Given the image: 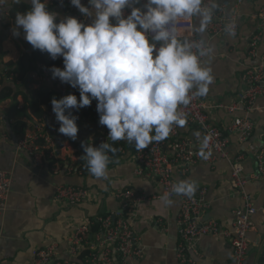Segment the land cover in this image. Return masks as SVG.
<instances>
[{
    "label": "crops",
    "instance_id": "1",
    "mask_svg": "<svg viewBox=\"0 0 264 264\" xmlns=\"http://www.w3.org/2000/svg\"><path fill=\"white\" fill-rule=\"evenodd\" d=\"M228 1L232 3L234 0ZM259 6H264V0H246L239 7L236 16L239 34L236 37L210 38L208 44L214 46V52L210 58L202 60L205 67L212 69L213 82L207 95L201 97L209 107L210 121L224 128L230 123L231 117L223 108L213 105L232 101L236 90L242 87L240 75L244 67L254 63L247 58L246 51L248 37L256 24L252 14ZM30 8V0H22L20 4L8 0V5L0 12V71L17 66L23 61L25 52L31 53L32 46L24 39L23 30L20 29L19 36L12 33L16 13L26 12ZM47 8L50 12L57 13V23L64 17L71 16L69 8L65 5L47 4ZM13 9L16 10L15 13H12ZM226 17H231L230 7L226 11ZM194 19L197 23L196 18ZM83 22L91 23L92 18L84 17ZM259 53L264 55V33ZM11 85L21 93L16 95L15 100L7 98L0 101V168L8 171L12 177L11 190L5 201L4 212L0 215V264L29 263L35 249L51 239L60 241L59 256H64L67 237L76 224L84 218L91 219L97 214L114 211L119 207L118 201L112 195L115 187L139 188L146 194L158 191L153 179L133 174L134 163L130 156H121L110 162L107 179H96L90 173L83 176L75 169L67 172L65 167L79 157V151L75 152L74 144L85 142L106 130L105 126L99 124V120L87 117L84 118L83 125L78 127L75 141L62 134L59 136V159L46 160L40 166H34L31 158L17 148V140L24 128L13 127V123L8 120V110L14 102L18 112L31 115L36 107L45 110L46 104L34 101L32 97L25 98L23 95L31 90L23 83ZM53 97H56V91L51 88L48 93L49 101ZM256 103L259 107L264 106L263 99ZM248 115L254 121L251 137L240 142L236 135L229 134L228 144L232 157L242 155L244 175H250L254 171V156L264 145V110L250 112ZM51 117L55 118V114ZM182 132L185 136L193 138L192 129L185 128ZM174 176L177 181L181 179L176 173ZM183 180L194 182L196 190L201 187L207 189L205 198L209 207L205 218L215 219L222 228H230L234 218L233 210L241 206L242 197L231 188L228 163L219 160L214 167L203 163L196 164ZM59 183L89 187L94 198L78 206L61 205L55 200V187ZM245 189L257 209L253 216L254 228L247 234L249 247L245 264H258L259 252H264V180H251ZM178 210L177 198L173 199L171 206H164L159 201L143 200L137 207L134 226L144 252L135 264H181L175 255L179 242L176 227ZM197 246L201 257L187 264L231 263V247L226 238L203 236Z\"/></svg>",
    "mask_w": 264,
    "mask_h": 264
},
{
    "label": "built area",
    "instance_id": "2",
    "mask_svg": "<svg viewBox=\"0 0 264 264\" xmlns=\"http://www.w3.org/2000/svg\"><path fill=\"white\" fill-rule=\"evenodd\" d=\"M209 0H204L208 4ZM246 0H218L219 7L214 11L211 23L206 32L198 34L192 31L195 19L180 18L174 26L181 29L182 36L192 41H199L201 36L208 43L213 37L229 36L225 32L226 25L234 21V36L239 34L236 21L239 7ZM84 6H89L88 0H81ZM145 0H140L135 7L143 9ZM47 4H61L69 8L71 16L83 21L84 16L70 3V0H47ZM231 8V17H226V11ZM131 8H125V17L130 14ZM255 29L248 37L246 55L250 63L244 67L240 75L242 87L236 90L230 103H218L213 107L223 108L231 117L227 126L221 127L210 121L208 106L201 96H192L187 106H181L180 111L187 117L184 127L173 126L170 136L159 143L153 142L142 151H127L121 148V156H130L133 160V174L137 177L148 176L157 184L158 191L146 194L141 189L128 186L115 187L112 195L118 201L119 207L114 211L97 214L91 219L84 218L76 224L67 237L65 255L59 256L60 241L51 239L43 246L35 249L32 261L25 264H135L143 256V247L139 234L135 230L134 221L137 217V207L146 200L147 202H161L160 196L164 192L170 194V199L177 198L179 210L176 218L178 244L176 246V259L181 264L193 263L201 257L198 251V241L203 236H222L229 241L231 247V263L245 264L249 241L247 234L254 228L253 216L257 209L251 196L246 191V185L251 180H264V145L254 156V171L250 175L243 174L242 155L232 157L229 153V134H234L240 142L248 140L253 132L254 121L248 115L250 112H262L263 107L257 105L259 99L264 100V55L259 53V45L264 33V6H259L252 14ZM54 64L37 62L35 68L25 74L24 85L30 90L56 91V99L65 95L74 94L79 100V89L62 83L58 78H53L50 69L59 67L63 69V58ZM204 58H202L203 60ZM258 60V61H256ZM17 71H0V81L6 83H19ZM51 87V88H50ZM195 92V89L192 90ZM94 106L97 101L92 100ZM72 115L78 117L76 123L81 127L84 118L83 108L72 109ZM243 112L244 114H239ZM52 105L47 112L37 118L33 115L22 114L20 120L23 133L18 138L17 148L24 151L32 160L34 166H40L44 161L59 159V145L57 143L60 124L55 118ZM67 114V112H66ZM8 120L14 123L12 118ZM99 120V119H98ZM106 127V126H105ZM193 130V138L185 136L183 129ZM199 132L200 137L194 133ZM5 136V134H4ZM208 138V147L204 149V158L200 155L201 143ZM108 129L101 131L97 136L87 139L84 143L91 144L106 142ZM80 142V141H79ZM111 142V141H109ZM82 151L83 148L81 147ZM67 159V158H66ZM78 159V158H77ZM219 160L228 163L230 169V185L234 193L241 195L240 207L233 210V221L230 228H222L218 221L205 218L209 202L206 200L207 189L198 188L189 198L185 195L172 193V184L177 181L174 173L183 180L189 170L196 164L203 163L214 167ZM72 161L65 169L71 172L77 170ZM91 175V174H90ZM12 177L8 171L0 168V215L4 212L5 201L10 193ZM94 194L89 187L59 183L55 187V200L64 206H78ZM159 222L160 219H159Z\"/></svg>",
    "mask_w": 264,
    "mask_h": 264
},
{
    "label": "clouds",
    "instance_id": "3",
    "mask_svg": "<svg viewBox=\"0 0 264 264\" xmlns=\"http://www.w3.org/2000/svg\"><path fill=\"white\" fill-rule=\"evenodd\" d=\"M70 3L92 22L68 16L57 23V13L48 10L47 0H30V10L16 13L12 33L19 36L22 29L34 50L53 60L62 57L64 67H52V77L79 89V100L74 94L51 100L60 134L75 141L78 117L71 110L97 101L99 124L108 129V138L98 147L82 141L81 159L93 177L107 179L109 153L119 151L113 143L126 141L139 152L166 140L173 126L187 123L180 107L187 106L192 96L207 95L213 75L202 58H210L214 46L203 36L198 42L184 38L174 25L180 18H196L192 31L203 34L219 4L218 0L208 4L204 0H145L141 9L134 6L140 0H88L87 7L81 0ZM6 5L8 0H0V12ZM125 8H131L126 17ZM234 28L231 21L225 32L234 36ZM194 135L200 137L199 132ZM207 147L205 137L200 151L204 158L211 155H205ZM195 191L191 180L172 184L176 195L191 198ZM160 201L164 206L173 204L168 192L161 194Z\"/></svg>",
    "mask_w": 264,
    "mask_h": 264
},
{
    "label": "trees",
    "instance_id": "4",
    "mask_svg": "<svg viewBox=\"0 0 264 264\" xmlns=\"http://www.w3.org/2000/svg\"><path fill=\"white\" fill-rule=\"evenodd\" d=\"M16 10H12V13H15ZM31 53L25 52L23 54V61L19 64H17V66H13L12 67H8L6 70L7 71H11L14 69V71H17L19 73L17 79L19 80V82L23 83L24 85V81L26 80L25 74L29 71H31L32 69L35 68V64L37 62H44L45 64H47L49 62V58H51L47 53H42L39 50H34L33 47L30 51ZM52 63L56 64L59 61H61V59L59 57H57L55 60H53L51 58ZM12 83H3L2 81H0V101L7 99V98H12V99H16V95L20 94L21 91L18 89H14L13 86L11 85ZM23 92V91H22ZM48 91L47 90H31L29 91L28 94L23 95L25 98H29L32 97V99L34 101H40L42 102L41 104L44 105V103L46 104L45 110L42 109L41 107H36L35 109H33L34 113L31 114L34 117H41L43 114H45L51 104V101H49L48 99ZM17 108V104L13 102V104L10 106V109L8 110V117L12 118L14 120L13 123V127L14 128H23V125H25L21 120V113L18 112L16 110ZM97 106H94V104H91L90 106H86L83 107V115L84 116H91L92 119L94 120H98L99 119V114L97 112ZM81 142H76L74 144L75 146V152H78L77 154L79 155L78 159H76L75 164L77 165V172H79L81 175L85 176L87 175L89 172L87 171V168L85 166V161L81 159V156H83L85 153L84 151H82L81 149ZM84 142V141H83ZM112 143V142H110ZM100 145V143H94L93 146L98 147ZM114 147H117L119 149V151L115 154L112 155L111 153H109L110 155V162H112L113 160L118 159L119 157H121V152L120 149L121 148H126L127 151H134L135 146L134 144H129L126 141H117L115 143H113Z\"/></svg>",
    "mask_w": 264,
    "mask_h": 264
},
{
    "label": "water",
    "instance_id": "5",
    "mask_svg": "<svg viewBox=\"0 0 264 264\" xmlns=\"http://www.w3.org/2000/svg\"><path fill=\"white\" fill-rule=\"evenodd\" d=\"M258 264H264V252L260 251L259 252V261Z\"/></svg>",
    "mask_w": 264,
    "mask_h": 264
}]
</instances>
